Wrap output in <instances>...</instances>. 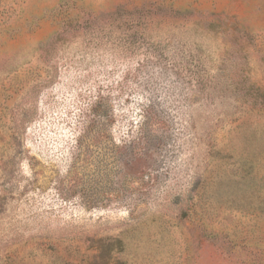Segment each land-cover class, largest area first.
<instances>
[{"label":"rangeland","instance_id":"rangeland-1","mask_svg":"<svg viewBox=\"0 0 264 264\" xmlns=\"http://www.w3.org/2000/svg\"><path fill=\"white\" fill-rule=\"evenodd\" d=\"M0 264H264V0H0Z\"/></svg>","mask_w":264,"mask_h":264}]
</instances>
